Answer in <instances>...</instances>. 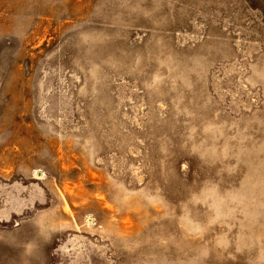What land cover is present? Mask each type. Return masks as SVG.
Listing matches in <instances>:
<instances>
[{"label": "rangeland", "instance_id": "1", "mask_svg": "<svg viewBox=\"0 0 264 264\" xmlns=\"http://www.w3.org/2000/svg\"><path fill=\"white\" fill-rule=\"evenodd\" d=\"M0 264H264V0H0Z\"/></svg>", "mask_w": 264, "mask_h": 264}]
</instances>
